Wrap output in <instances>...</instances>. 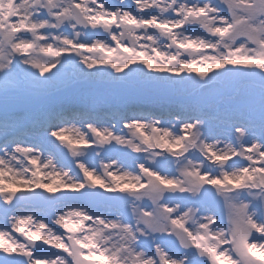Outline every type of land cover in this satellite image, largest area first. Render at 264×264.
Returning <instances> with one entry per match:
<instances>
[{
  "label": "snow or ice",
  "instance_id": "6c2138e0",
  "mask_svg": "<svg viewBox=\"0 0 264 264\" xmlns=\"http://www.w3.org/2000/svg\"><path fill=\"white\" fill-rule=\"evenodd\" d=\"M69 70L218 99L122 127L9 107ZM0 264H264V0H0Z\"/></svg>",
  "mask_w": 264,
  "mask_h": 264
},
{
  "label": "rangeland",
  "instance_id": "374dc122",
  "mask_svg": "<svg viewBox=\"0 0 264 264\" xmlns=\"http://www.w3.org/2000/svg\"><path fill=\"white\" fill-rule=\"evenodd\" d=\"M110 2L115 3L116 0H110ZM128 2L131 3V0H128ZM53 71H55V69H53ZM125 71H127V69H125ZM213 71L218 70L213 69ZM209 74L211 75V73ZM181 75L184 74L182 73ZM192 75H196V73H192ZM72 77L73 72L72 70H69L67 78L65 79V81L62 82L61 87L58 88L52 95L36 99L31 104H24L23 106L21 105L22 107H16V103L10 104L9 107L19 111H36L45 115L53 113L55 109L57 110V113L62 112L63 108L64 110H68L69 108H79L81 110L82 108H85L86 110L88 109L93 113L97 110L99 115H103L102 117L108 118L107 122L117 124L118 127H122L123 124L126 123V121L123 120V116L139 115L136 113H132L133 109L131 106H134V104L138 105L151 103L153 105L158 104L164 106L160 108L163 110V112L156 113L157 117L161 113L167 115V113L170 111H181L182 109H185L184 106H188L189 108H191L192 112L203 109L204 111H207L212 114L214 110V106L210 105V103L202 102V97L196 98L200 95H198L199 88L195 87L177 86L175 88H156L144 85L143 83H129L124 85L111 83L108 85L106 82L103 85H98L97 83V85H95V82L100 81L83 82L79 80H74L72 79ZM140 89L147 90V97H135L133 96L134 92L130 93L132 90L140 91ZM57 91L61 92L56 94ZM156 93H160L162 96L160 97ZM145 98L151 99L150 101H146ZM119 101H121L123 104L124 102L126 103L125 106L127 109L125 110L124 114L120 115L119 113L111 110L110 113L105 114L101 113V110H98L99 108L102 109L103 106H111L113 103L116 104V102L118 103ZM129 107H131V109H128ZM149 113L155 112L153 110ZM124 131L126 132L127 129H124ZM56 144L59 145V141H56ZM93 147H95V145H93ZM64 151L67 152V149H64ZM132 155L135 156L137 154L132 153ZM71 158L72 157L69 155L68 159ZM95 162L96 164L101 163L100 160H96ZM45 182L47 183V181ZM36 191L44 190L36 189ZM45 195H50V193L45 192ZM224 211L226 213V210ZM16 235L19 236L18 233ZM37 243L41 242L38 241Z\"/></svg>",
  "mask_w": 264,
  "mask_h": 264
},
{
  "label": "bare ground",
  "instance_id": "6f19581e",
  "mask_svg": "<svg viewBox=\"0 0 264 264\" xmlns=\"http://www.w3.org/2000/svg\"><path fill=\"white\" fill-rule=\"evenodd\" d=\"M134 92V93H133ZM147 90H145V89H140V91H134V90H132L130 93H133V96H135V97H147ZM199 93H200V95H201V97H202V102H207V103H210V105H212V106H214L215 105V103H216V101H217V99H218V97H217V95L215 94V92L214 91H206V92H201L200 90H199ZM176 94H179V93H176ZM149 98V97H148ZM148 98H145L146 99V101H150V99H148ZM216 100V101H215ZM37 102V101H36ZM140 103H142V102H140ZM125 102H124V104L121 102V101H119L118 103L116 102V104L115 103H113L111 106H103L102 107V109H98V110H101L102 112L101 113H105V114H107V113H110L111 111H115V112H117V113H119L120 115L121 114H124L125 113V110L127 109L126 108V106H125ZM24 105V104H17V105H15L16 107H22V106ZM153 104H151V103H146V104H134V106L132 105L131 107H132V109H133V111H132V113H136V114H139V115H141V114H148L150 111H153L154 110V112L155 113H160V112H163V110L162 109H160V108H162V107H164V106H161V105H158V104H155V105H153V106H155V107H153L152 106ZM157 105V106H156ZM131 107H129L128 109H131ZM154 108V109H152V108ZM159 107V108H158ZM184 108L185 109H182L181 111H184V112H192L191 111V108H189L188 106H184ZM82 110H86L85 108H82L81 110L79 109V108H69L68 110H64V108H63V110H62V112H64V113H66L67 115H68V117H76V116H78L79 115V113L82 111ZM88 110V109H87ZM96 110V109H95ZM111 110V111H110ZM201 110H203V109H201ZM207 110V109H206ZM88 111H90V110H88ZM214 111H215V109L213 110V113L212 114H214ZM91 112V111H90ZM212 112V111H211ZM57 113V110L55 109L54 111H53V113H49L48 115H53V114H56ZM93 113V112H92ZM93 115L94 116H97L100 120H102V121H105L106 123H107V119L108 118H104V117H102L103 115H99V113L97 112V110L96 111H94V113H93ZM106 119V120H105ZM126 186V185H125ZM22 190H24V191H26V189H22ZM40 190H42V189H40ZM60 191L62 192V191H69L68 189H65V188H63V187H61V189H60ZM60 193L59 192H56V195H59ZM42 243V242H41ZM45 247H50V246H45ZM53 251H58V250H55V249H53Z\"/></svg>",
  "mask_w": 264,
  "mask_h": 264
},
{
  "label": "water",
  "instance_id": "95a60500",
  "mask_svg": "<svg viewBox=\"0 0 264 264\" xmlns=\"http://www.w3.org/2000/svg\"><path fill=\"white\" fill-rule=\"evenodd\" d=\"M96 83H97L98 85H103V84H104L103 82H95V85H97ZM108 85H109V83H108ZM194 98H195V97H194ZM196 98H198V97H196Z\"/></svg>",
  "mask_w": 264,
  "mask_h": 264
}]
</instances>
